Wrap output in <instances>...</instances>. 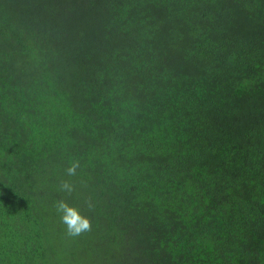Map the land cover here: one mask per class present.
<instances>
[{
  "label": "trees",
  "instance_id": "16d2710c",
  "mask_svg": "<svg viewBox=\"0 0 264 264\" xmlns=\"http://www.w3.org/2000/svg\"><path fill=\"white\" fill-rule=\"evenodd\" d=\"M0 264H264V0H0Z\"/></svg>",
  "mask_w": 264,
  "mask_h": 264
},
{
  "label": "clouds",
  "instance_id": "9594fccd",
  "mask_svg": "<svg viewBox=\"0 0 264 264\" xmlns=\"http://www.w3.org/2000/svg\"><path fill=\"white\" fill-rule=\"evenodd\" d=\"M78 165L73 164L67 169L69 175L75 174V169ZM62 190H66L68 193L72 192V186L67 182L62 184ZM57 211L62 213V222L67 226V233L71 236L80 235L82 232L90 230L89 219L80 215L78 210L74 207H70L63 200L57 202Z\"/></svg>",
  "mask_w": 264,
  "mask_h": 264
}]
</instances>
